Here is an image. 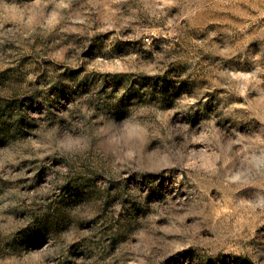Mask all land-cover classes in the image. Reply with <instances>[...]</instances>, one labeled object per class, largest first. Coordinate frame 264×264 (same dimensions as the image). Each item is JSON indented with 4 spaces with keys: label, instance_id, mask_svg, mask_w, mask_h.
Segmentation results:
<instances>
[{
    "label": "rangeland",
    "instance_id": "rangeland-1",
    "mask_svg": "<svg viewBox=\"0 0 264 264\" xmlns=\"http://www.w3.org/2000/svg\"><path fill=\"white\" fill-rule=\"evenodd\" d=\"M0 264H264V0H0Z\"/></svg>",
    "mask_w": 264,
    "mask_h": 264
}]
</instances>
